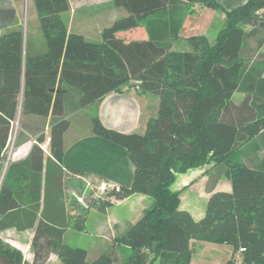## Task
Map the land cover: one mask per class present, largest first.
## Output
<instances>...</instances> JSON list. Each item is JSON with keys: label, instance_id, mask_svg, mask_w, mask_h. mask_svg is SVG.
<instances>
[{"label": "trees", "instance_id": "1", "mask_svg": "<svg viewBox=\"0 0 264 264\" xmlns=\"http://www.w3.org/2000/svg\"><path fill=\"white\" fill-rule=\"evenodd\" d=\"M46 50L29 54L22 25L0 30V161L20 122L15 145L37 136L22 159L7 160L0 187V232L35 229L34 259L0 236V264H189L193 239L231 244L241 264H264V168L233 158L264 130V0L226 9L218 0H114L128 14L105 26L97 41L71 31L63 18L69 0H34ZM200 4L222 10L225 19L214 41L187 38L190 49H176L185 15ZM145 25L146 39H125L120 31ZM249 27V28H248ZM139 80L138 90L159 98L145 133H123L92 119L95 134L127 148L135 172L131 187L87 196L65 205L64 135L69 115L122 92ZM245 93L235 103V92ZM50 117L49 121L48 118ZM50 126V156L42 145ZM212 165L211 196L205 215L195 219L180 208L173 190L177 173ZM227 175L232 191L215 190ZM79 179V178H78ZM80 180V179H79ZM81 182V181H80ZM134 193L153 205L93 260L81 245L65 239L68 227L86 228L90 209H105ZM225 264H236L234 257Z\"/></svg>", "mask_w": 264, "mask_h": 264}, {"label": "crops", "instance_id": "2", "mask_svg": "<svg viewBox=\"0 0 264 264\" xmlns=\"http://www.w3.org/2000/svg\"><path fill=\"white\" fill-rule=\"evenodd\" d=\"M218 1L226 9H232L247 2V0ZM69 4L70 9L64 12V14L67 12L70 14L69 20L66 21L69 29L82 33L91 41L100 39L101 31L105 26L111 25L116 19L128 14L124 8L115 6L114 0H69ZM85 9H91L92 11L85 13L84 18L75 25L74 15L78 11ZM224 19L225 13L222 10L201 6L198 3L193 5V11L185 15L180 31L181 39L176 42V46L184 44V50L190 49L187 38L194 35H206L210 41H214L215 37H209V32L217 22L219 25H222ZM16 24H21V20L18 17L14 2L12 0H0V30L9 29ZM90 25H96V27L94 28ZM140 27H143L147 31V28L143 24L134 28L139 31ZM147 35L148 38V31ZM117 36H119V32ZM122 38L128 40L141 39L138 37L128 38L127 36ZM45 50L46 42L40 45L35 43L34 40L33 42H28L27 40V51L29 54H36ZM262 51L264 52V46L262 47ZM158 108L159 98L156 95L142 93L138 89L131 88L122 92H110L99 102L71 113L69 115L71 124L64 135L66 153L62 165L63 168L89 176L96 183H99L100 180H106L119 186L131 187L135 167L127 148L95 134L92 130V119L95 115H98L106 127L119 132L145 133L149 120L156 116ZM20 117L21 115L19 114L16 120L17 128L13 139V148L11 150L7 148L6 150L7 160L9 158H12V160L25 158L32 146L37 142V136H32L30 140L21 145H15ZM49 119L50 117L48 121ZM44 134L46 135V142L42 147L47 157L51 155L49 150V123L46 126ZM257 141H260V143ZM246 147H249L247 151L248 157L244 159L243 163L264 168V130L242 149ZM7 160L0 161V187L8 167ZM208 168L189 169L186 172L177 173V179L172 185L173 190L182 189L180 208L190 212L195 219H200L205 215L207 208L200 201L202 199L208 200L212 194L210 189L211 169L210 167ZM65 184L67 186L65 189V205L69 212H74L72 203H75V200L71 196V192L82 190L88 194L91 190L82 180L77 178V173L73 174L70 171L66 174ZM215 190L232 191L231 179L227 175H223L215 185ZM191 191L195 193L196 197L194 200H190L191 202H186L185 197ZM153 203V197L142 193H134L122 200H118L113 206L105 209H101L98 205H95L87 215L86 228L79 231L71 226L68 227L65 239L67 235L72 233L78 235L80 239H82L81 237L84 232L89 233L85 234L92 237V240L88 243L89 247H87L88 258L91 250L95 252L96 257L108 248H111L115 238L135 224ZM93 209L96 211L91 214L90 212ZM4 233H10L11 244L20 249L24 253L25 259L29 263H32L34 259L32 241L35 229L19 231L16 228H8L0 232L1 238ZM77 245H80V243ZM47 264L62 263L57 255L52 254Z\"/></svg>", "mask_w": 264, "mask_h": 264}, {"label": "rangeland", "instance_id": "3", "mask_svg": "<svg viewBox=\"0 0 264 264\" xmlns=\"http://www.w3.org/2000/svg\"><path fill=\"white\" fill-rule=\"evenodd\" d=\"M12 1L14 2V5L16 7L18 17L21 20L20 25H22L25 29L26 38H27L28 42H33V40H34L35 43H37V44H40V45L45 44V42H44L45 37L41 31L38 11H37L36 4H35L34 0H12ZM91 11H92L91 9H85V10L78 11L74 15L75 25L78 24L79 21L84 18L85 13H89ZM63 18L66 21H68L70 18V14L68 12L65 14L63 13ZM90 26H92L94 28L96 27V25H90ZM220 27H221V25H219L218 22L214 26H212V28L209 32V37L214 38L217 31L220 29ZM140 28H141L139 30L140 32L138 31V29L133 28V29H129L127 31L119 32V36L120 37L127 36L128 38L138 37L141 39L147 38V36H148L147 31L145 29H143V27H140ZM184 48H185L184 44H178L176 46V49H178V50L179 49L184 50ZM244 97H245V93L237 91L233 95L232 100L235 103L239 104L243 101ZM16 128H17V122L15 121L14 125H13V129H12V138H11V141H10V144L8 147L9 150H11L13 148V139H14V135L16 132ZM257 142L260 143V141H257ZM248 150H249V147L242 149L241 151L237 152L233 156V158L238 160V161L243 162L244 159H247V157H248V154H247ZM208 167L211 168L212 165H209V166L205 165L204 167H202V169L208 168ZM210 173H211V175H213L214 171L211 170ZM221 191H223V190H221ZM189 194H191V195H189ZM195 197H196L195 193H192V191H191V193H187L185 200H186V202H191L190 200H194ZM208 200H209V198H208ZM208 200L202 199L200 202L202 205H205L207 208ZM94 211H96V210L93 209L90 213L93 214ZM85 234H89V233L84 232L82 237H81L82 239H80L78 237V235H74V233H72L70 235H67L66 241L71 243V245H77L78 243H80V245L82 247H85L86 249H88L87 248V247H89L88 243L92 240V237H90L89 235H85ZM10 236H11L10 233H4L2 235V240L5 243H8L11 246L15 247L14 245L11 244ZM191 247L194 248V252L192 253L189 264H225L232 257L235 258L236 264H241V261H242L241 251L235 252L234 248L231 244H227V243L218 244V243H214L211 241H206V240L198 238V239H194L192 241ZM107 250H105V251H107ZM95 255H96L95 252L91 250L89 260H93L99 256L98 255L95 257ZM24 257H25V255H24Z\"/></svg>", "mask_w": 264, "mask_h": 264}, {"label": "built area", "instance_id": "4", "mask_svg": "<svg viewBox=\"0 0 264 264\" xmlns=\"http://www.w3.org/2000/svg\"><path fill=\"white\" fill-rule=\"evenodd\" d=\"M140 81L139 80H133L132 85H126L124 87L125 90H129L131 88L138 89L140 86ZM77 178L82 180L84 184L90 188L91 192H93V196H98V195H104L108 193L110 190L115 189V191H120L121 186L112 184L106 180H100L99 183H96L91 177L86 176L84 174H78ZM89 194V193H88ZM88 194L84 193L82 190H74L71 192V196L76 200L81 206L88 208V203H87V196ZM244 248H241V251H244Z\"/></svg>", "mask_w": 264, "mask_h": 264}]
</instances>
